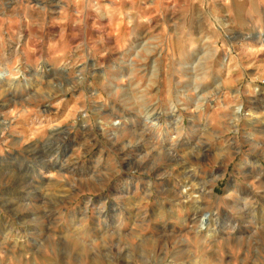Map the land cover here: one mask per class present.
Segmentation results:
<instances>
[{"label": "rangeland", "instance_id": "374dc122", "mask_svg": "<svg viewBox=\"0 0 264 264\" xmlns=\"http://www.w3.org/2000/svg\"><path fill=\"white\" fill-rule=\"evenodd\" d=\"M204 1L0 0V264H264V32Z\"/></svg>", "mask_w": 264, "mask_h": 264}, {"label": "crops", "instance_id": "0c3cea01", "mask_svg": "<svg viewBox=\"0 0 264 264\" xmlns=\"http://www.w3.org/2000/svg\"><path fill=\"white\" fill-rule=\"evenodd\" d=\"M224 8L226 10L224 20L229 25L240 31L264 32V1L233 0L230 4H224Z\"/></svg>", "mask_w": 264, "mask_h": 264}, {"label": "bare ground", "instance_id": "6f19581e", "mask_svg": "<svg viewBox=\"0 0 264 264\" xmlns=\"http://www.w3.org/2000/svg\"><path fill=\"white\" fill-rule=\"evenodd\" d=\"M263 42H264V40H263ZM9 74H10V71L9 70L0 71V81L7 79V77H8ZM239 112H240V107L237 108V112L236 113L239 114ZM210 223H211L210 220L205 221V228H207V226Z\"/></svg>", "mask_w": 264, "mask_h": 264}]
</instances>
